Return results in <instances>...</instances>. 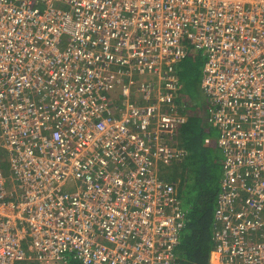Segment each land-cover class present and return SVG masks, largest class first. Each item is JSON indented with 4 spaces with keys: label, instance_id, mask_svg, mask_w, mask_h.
I'll return each instance as SVG.
<instances>
[{
    "label": "built area",
    "instance_id": "2783aa9c",
    "mask_svg": "<svg viewBox=\"0 0 264 264\" xmlns=\"http://www.w3.org/2000/svg\"><path fill=\"white\" fill-rule=\"evenodd\" d=\"M191 49L223 155L210 264H264V0H0V264H179L161 167Z\"/></svg>",
    "mask_w": 264,
    "mask_h": 264
},
{
    "label": "trees",
    "instance_id": "16d2710c",
    "mask_svg": "<svg viewBox=\"0 0 264 264\" xmlns=\"http://www.w3.org/2000/svg\"><path fill=\"white\" fill-rule=\"evenodd\" d=\"M209 107L208 102V120L211 116ZM205 140L206 145L203 142L196 143L195 140L192 142L191 139L186 144L184 139L185 145L182 144L183 139L179 141L181 146L187 150L185 159L179 162V164L184 162L179 188L182 205L186 209L185 228L176 249L179 264H210L214 244L212 237L215 224L214 214L220 192L218 183L222 178V171L220 172L218 167L219 174L217 172L213 174L212 167L214 163H217V155L207 148L212 139L206 138ZM222 158L221 153V164H219L221 170ZM186 185L190 189L189 194L182 192ZM70 264L82 263L71 259Z\"/></svg>",
    "mask_w": 264,
    "mask_h": 264
},
{
    "label": "rangeland",
    "instance_id": "374dc122",
    "mask_svg": "<svg viewBox=\"0 0 264 264\" xmlns=\"http://www.w3.org/2000/svg\"><path fill=\"white\" fill-rule=\"evenodd\" d=\"M177 68L181 76L182 87L177 94V101L180 102V106L185 112V115L188 118L187 123L183 127V133L181 137L183 139V145L186 144L190 139L192 142L194 140L196 143L207 144L206 138H211L212 142L207 147L212 153L217 155V163L213 164L212 172L218 173L217 168L221 172L219 164H221V149L218 146V141L220 137V129L213 128L211 123L208 120V100L201 88V79L203 72V52L195 49H191L188 56L177 63ZM182 73V74H181ZM184 139L185 144H184ZM200 139V140H199ZM177 141V139L175 140ZM207 154V153H206ZM3 169L5 173H9V168L7 165L6 159L3 160ZM184 168V162L182 163H172L169 167H161L162 176L168 178L172 181H176L179 185V182L182 178V171ZM221 182V178H220ZM220 182L218 186L220 187ZM66 190H70L71 185H67ZM185 190H182L183 194H189L190 189L188 185L184 187ZM19 264H44L42 262H33L22 260Z\"/></svg>",
    "mask_w": 264,
    "mask_h": 264
},
{
    "label": "crops",
    "instance_id": "0c3cea01",
    "mask_svg": "<svg viewBox=\"0 0 264 264\" xmlns=\"http://www.w3.org/2000/svg\"><path fill=\"white\" fill-rule=\"evenodd\" d=\"M203 61H204V57H203ZM177 70H178V68H177ZM203 73V72H202ZM178 74H179V78H180V88L182 87V84H181V76H180V73H179V71H178ZM180 88H179V90H180ZM178 90V91H179ZM177 91V92H178ZM176 103H177V105L180 107V109L182 110V112L184 113V116L186 117V122L185 123H187V121H188V118H187V116L185 115V112H184V110L182 109V107L179 105V104H181L180 102H177V94H176ZM179 103V104H178ZM185 123H184V125L182 126V128L180 129V131H179V136H178V143L180 144V142L179 141H181V139H182V137H181V134H182V131H183V127L185 126ZM181 145V144H180ZM187 151V150H186ZM176 184H177V187H178V190H179V194H180V188H179V185H178V183L176 182V181H174ZM221 183V182H220ZM211 253H212V251H211ZM19 264V263H18Z\"/></svg>",
    "mask_w": 264,
    "mask_h": 264
}]
</instances>
